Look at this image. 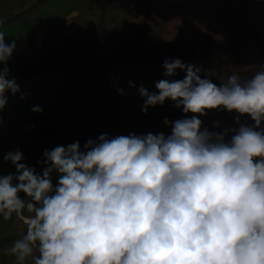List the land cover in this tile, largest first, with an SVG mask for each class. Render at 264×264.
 <instances>
[{
	"label": "clouds",
	"instance_id": "obj_1",
	"mask_svg": "<svg viewBox=\"0 0 264 264\" xmlns=\"http://www.w3.org/2000/svg\"><path fill=\"white\" fill-rule=\"evenodd\" d=\"M16 50L0 30V111L7 93L20 92L7 66ZM163 67L156 93L138 91L145 113L167 100L182 109L186 118L164 120L170 135L101 134L83 149L56 146L44 151L42 175L19 150L4 156L16 175L0 176V217L26 225L8 249L14 264H264V65L219 86L180 59ZM177 70L185 77L168 79ZM220 109L253 124L237 118L228 141L229 130L202 131L198 117Z\"/></svg>",
	"mask_w": 264,
	"mask_h": 264
},
{
	"label": "rangeland",
	"instance_id": "obj_2",
	"mask_svg": "<svg viewBox=\"0 0 264 264\" xmlns=\"http://www.w3.org/2000/svg\"><path fill=\"white\" fill-rule=\"evenodd\" d=\"M50 1L42 7L37 25L18 26L10 34H5V43H10L13 39L17 41V50L7 65L10 70L41 67L55 60L60 61L61 58L69 60L88 50V41L104 0ZM32 2L34 0H0V16L9 14L14 9H23ZM192 6L193 16L186 25L184 42L179 52L199 53L206 46L234 43L233 48L223 54L221 62H213L209 67L199 66L201 78H208L219 86L233 72L241 77H251L260 70V66L264 65V0H111L106 13L108 33L100 43L98 56L135 50V41L143 29L146 31L144 49L147 55L165 54L169 40L173 38ZM128 87L118 88L113 96L114 103L120 106L121 118L110 124L102 122L93 135L86 131L84 122L78 116V113L90 112L94 107L90 89L79 93L82 108H77L73 112L75 115L72 113L70 121L41 117L48 113L47 105L42 107V112L37 113L26 105L25 100L13 101L0 111V154L6 155L9 151L19 150L24 157L23 163H29L43 156L45 150L51 151L56 146H67L79 141L83 149L88 140H97L101 134L112 138L119 135H139L138 128L156 134L159 130L154 124L157 120L156 111L144 124L141 117L137 118L134 103L129 100L133 98L129 97L133 95L134 87ZM121 90L124 94H120ZM172 108L173 111L176 109L174 104L171 105ZM205 116L213 125L218 124L215 127L220 132L229 130L226 136L228 140L231 139L230 130L239 127L237 118L243 124H253L250 117L229 113L224 109L208 110ZM7 164L6 161L0 163V176L8 175ZM52 176L55 186L58 183V173ZM21 198L26 199L23 193ZM10 221L12 223L9 224L0 221V231L12 229L13 236L26 227L16 217H12ZM9 225L11 227L6 228ZM21 237L22 235L19 238ZM10 248L6 244L2 250Z\"/></svg>",
	"mask_w": 264,
	"mask_h": 264
},
{
	"label": "trees",
	"instance_id": "obj_3",
	"mask_svg": "<svg viewBox=\"0 0 264 264\" xmlns=\"http://www.w3.org/2000/svg\"><path fill=\"white\" fill-rule=\"evenodd\" d=\"M51 2L50 0H34L30 5L19 9H14L9 14L0 16V30L5 34H10L11 30L18 26L37 25V19L42 12V7ZM111 0H104L100 8L94 31L88 41V50L84 54H78L72 58L55 60L41 67L28 68L26 70L11 69L10 79H15L19 86L20 92L13 96L7 93V106L15 100H21V94H27L23 99L29 107H40L47 105L48 113L42 114L47 120L70 121L75 110L80 107L79 93L83 90L90 89L92 91V103L94 107L92 111L78 113L79 119L84 122L86 131L90 135L96 134L99 125L104 122L110 124L121 118L120 106L114 103L113 96L119 88H130L131 84L135 85L133 95L131 94V102L134 103L137 111V118L141 117L146 124V119L156 111V122L158 127L157 133H163L165 136L171 134V128L164 124V120L168 119L174 122L184 119L185 114L182 109H171L174 104L171 100L165 101L163 105L149 107L147 113L142 111L145 98L141 97L138 89L143 86L149 93H156L155 84L167 77L164 76L165 69L163 64L166 60L180 59L185 65H194L199 68L200 65L210 66L213 62L222 61L223 54L233 48L232 45L206 46L199 53L188 51L187 53L179 52L180 46L184 42L187 23L193 16V6L188 9L187 15L183 18L177 31L172 39L169 40L168 49L165 54L159 56L147 55L144 49V41L146 31L143 29L137 36L135 41V50L128 53L98 56L101 41L107 36L108 29L106 27L107 11L110 8ZM186 73L177 70L176 76L168 79L182 80ZM127 100V101H129ZM172 103V104H171ZM168 105V106H166ZM75 108V109H74ZM82 108V107H80ZM172 110V111H171ZM153 111V112H151ZM171 111V112H170ZM151 112V113H150ZM73 113V114H72ZM48 114V115H47ZM150 114V116H148ZM192 114H187V118H191ZM202 121V131L207 129L209 132H220L206 116L198 117ZM1 119V118H0ZM140 119V118H139ZM155 119V116L153 117ZM2 121H0V125ZM137 132V131H136ZM138 134H148L143 128H138ZM223 133V132H221ZM115 137V136H114ZM112 138V137H110ZM225 140L228 141L227 137ZM4 156L0 154V163L5 162ZM29 168L35 169V173L42 175L47 165L45 158H38L25 163ZM6 173L16 175V168L11 162H8ZM56 172L53 171L52 175ZM2 176H5L4 174ZM54 177V176H52ZM28 215L27 212L24 213ZM15 217V215H13ZM0 221L4 223H12L10 220ZM1 226V225H0ZM11 226L6 228H10ZM0 234V264H11L15 261V257L8 254V250H2L6 244L12 246L14 241L19 239L20 235L26 234L25 229L11 236L12 229L1 230ZM0 231V232H1ZM28 264H32L29 260Z\"/></svg>",
	"mask_w": 264,
	"mask_h": 264
},
{
	"label": "crops",
	"instance_id": "obj_4",
	"mask_svg": "<svg viewBox=\"0 0 264 264\" xmlns=\"http://www.w3.org/2000/svg\"><path fill=\"white\" fill-rule=\"evenodd\" d=\"M14 263V262H13Z\"/></svg>",
	"mask_w": 264,
	"mask_h": 264
}]
</instances>
